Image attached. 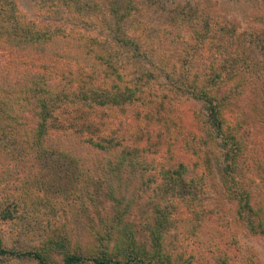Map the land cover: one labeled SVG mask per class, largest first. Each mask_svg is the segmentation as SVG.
Listing matches in <instances>:
<instances>
[{"label":"rangeland","instance_id":"rangeland-1","mask_svg":"<svg viewBox=\"0 0 264 264\" xmlns=\"http://www.w3.org/2000/svg\"><path fill=\"white\" fill-rule=\"evenodd\" d=\"M184 1L194 0H136V8L128 14L123 27L128 39H123V34L114 30L115 20L106 9L110 5L119 6L121 13V0H0V32L7 29L6 24L10 25V32L20 31L19 19L29 22V26L33 22L49 33H79L98 43L133 87L132 96L125 92L118 102L104 99L106 102L103 103L101 96L94 93L83 99L77 93L80 87L76 80L71 81L57 99L48 101L45 125L48 128H72L96 139L114 138L123 145L122 148L137 152L146 161V170L139 171L137 165L122 168L110 186L114 197L119 198L120 193L116 191L125 182L124 177L130 182L126 194L132 195L131 205L127 217L122 219L131 222L135 243L149 245L148 235L139 224L144 211L153 215L154 207L163 209L170 202H177L180 215L187 216L184 218L188 226H173L174 220L167 225L164 242L173 264L179 263L182 257L189 258V250L196 249L193 247L197 239L191 232L195 221L211 217L220 221L224 243H219L218 255H227L226 264H264V224L261 232L257 227L251 230L241 202L225 190L221 180L227 163L225 154L208 138L209 125L201 102L183 90V84L192 75L182 56L184 50L189 53L192 49L190 42L182 40L186 37L183 33L186 23H175V14L169 11ZM212 2L220 19L238 23L239 40L241 38V46L251 62L246 65L248 80L258 81L264 70V0ZM95 14L103 16L104 20L99 23ZM2 21L7 23L1 24ZM141 31V38H137L135 34ZM202 66L198 61L193 65V71L198 74ZM151 93H154L155 102L150 100ZM246 96H241V100ZM192 137L198 139L203 155V162H197L201 180L189 191L164 190L165 182L160 181L159 170L172 168L178 161L175 138ZM2 138L0 130V171L8 169L11 176L8 185L4 186L3 182L0 185V195L14 186L13 179L21 176H26L28 183L41 185L42 190L38 199L19 204L12 210L16 213L13 220H0V248L4 251L0 253V264H38L21 253L37 251L44 239L56 235L70 252L75 250L83 254L95 243L97 232L103 230L99 220L119 211V207L114 206L116 201L106 198L108 184L98 179L94 169L91 177H85L77 184L74 178H69L61 161L51 166L36 161L22 164L18 159H4L7 147L3 146ZM246 142L248 159L246 162L240 160L236 170L228 172L236 179L230 189L251 191L254 203L264 189V131L251 127ZM147 177L151 180L148 187L140 184L141 179ZM212 225L208 224L207 233L211 232ZM49 257L54 263H60V254L51 253ZM217 260L212 263L222 264Z\"/></svg>","mask_w":264,"mask_h":264},{"label":"trees","instance_id":"trees-1","mask_svg":"<svg viewBox=\"0 0 264 264\" xmlns=\"http://www.w3.org/2000/svg\"><path fill=\"white\" fill-rule=\"evenodd\" d=\"M121 1V13L118 12L119 6L105 8L115 20L114 30L123 34L124 39L123 27L128 14L136 8V0ZM96 6H100V3H96ZM169 12L175 14V23H186L183 29L186 37L182 40L190 42L192 51L188 53L184 50L182 58L192 76L183 84V90L201 102L209 125L208 138L225 154L227 163L221 174L222 184L228 194L241 202L249 228H260L261 232L264 224V189L261 197L252 203L251 191L230 189L236 179L228 172H234L240 160L247 161L246 136L251 127L264 131V70L258 81L248 80L246 65L251 62L241 46L238 23L220 19L212 0L184 1ZM95 17H98L99 23L104 20L98 14ZM4 22L1 24L7 23ZM17 22L20 23L19 33L10 32L9 24H6V30L0 32V130L3 146L7 147L2 158L18 159L22 164L36 161L51 166L61 161L68 170L65 171L69 178H74L77 184L85 177H91V170L94 169L98 179L108 184L106 198L115 200L114 206L119 207L118 212L99 220L103 230L97 232L93 246L86 248V256L75 250L70 252L68 247L63 246L62 240L58 241L57 235L44 239L37 251H25L21 255L30 257L38 264H56L49 257L51 253L60 254L59 264H173L164 242L168 226L171 220H174L173 226H188L184 218L187 216L180 215L178 203L170 202L163 209L154 207L153 215L148 211L143 212L139 224L148 235L149 245L145 247L135 243L131 222L122 219L127 217L132 200V195L126 194L129 192V180L124 177L125 182L120 184L122 187L117 188L119 198L114 197L113 187H110L125 166L137 165L139 171L147 168L141 155L122 148L123 145L114 138L96 139L72 128H48L45 125L48 101L57 99L71 81L76 80L80 87L77 93L83 99L94 93L101 96L103 103L106 102L104 99L116 103L125 92L132 96L133 87L98 43L79 33H49L33 22H30V26L29 22L19 19ZM142 34L143 31L135 35L141 38ZM198 61L203 66L197 74L193 71V65ZM153 94L150 100L155 102ZM241 96H246L243 101ZM170 114H173L172 111ZM175 142L179 151L178 161L172 168H160V181L165 182L164 190L175 188L173 191H189L202 178L201 169L197 167L198 160L203 162L200 144L196 137L175 138ZM7 171H0V185L9 184L7 180L11 173ZM13 180L14 186L0 195L1 221L13 220L16 213L12 210L41 195V185L28 183L26 176ZM150 181L147 177L141 179L140 184L148 187ZM262 186L264 188V182ZM219 222L214 217L195 221L191 232L197 239L193 247L196 249L191 248L189 258L182 257L177 264H213L216 258V262L226 264L227 255H218L219 243H224ZM211 223V232L207 233L208 224ZM0 253H4L1 248Z\"/></svg>","mask_w":264,"mask_h":264}]
</instances>
